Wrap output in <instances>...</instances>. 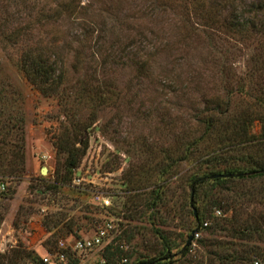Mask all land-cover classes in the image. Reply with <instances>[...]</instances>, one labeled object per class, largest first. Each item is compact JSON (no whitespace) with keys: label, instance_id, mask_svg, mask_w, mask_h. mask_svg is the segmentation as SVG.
<instances>
[{"label":"rangeland","instance_id":"374dc122","mask_svg":"<svg viewBox=\"0 0 264 264\" xmlns=\"http://www.w3.org/2000/svg\"><path fill=\"white\" fill-rule=\"evenodd\" d=\"M190 2L0 0V176L9 183L0 203V263L39 264L59 239L92 236L105 219L115 227L103 249L70 252L60 264H97L101 256L132 264L167 249L179 253L198 214L194 248L223 217L261 221L263 177L237 176L198 193L190 182L208 168L209 141L198 140L203 122L222 105L237 114L264 99V33L256 30L264 28V0ZM239 15L256 28H230ZM25 55L53 63L59 85L49 94L21 70ZM261 128L253 121L254 142ZM80 138L86 151L69 172L67 156ZM227 186L256 193L237 199L234 210H209ZM96 192L109 206L93 200ZM235 240L253 259L264 257L263 235ZM190 254L180 261L196 264Z\"/></svg>","mask_w":264,"mask_h":264},{"label":"trees","instance_id":"16d2710c","mask_svg":"<svg viewBox=\"0 0 264 264\" xmlns=\"http://www.w3.org/2000/svg\"><path fill=\"white\" fill-rule=\"evenodd\" d=\"M188 4H191V0H186ZM235 0H233L234 2ZM200 1H198L199 3ZM197 3V4H198ZM67 6L69 4H66ZM199 9L203 7L202 4L196 5ZM196 8V7H195ZM256 10V9H255ZM258 11V9H257ZM199 16L202 14L199 13ZM202 15L203 19L208 23H212L213 18L210 16ZM235 21V19H234ZM230 28H235L237 32H246L251 28H256V21L249 19L245 20L242 15L236 17V21L229 23ZM257 32L261 34L264 33V28H256ZM21 70L24 71L27 78L37 86L44 94H49L51 90H54L59 84L57 83V77L55 76V68L53 63L49 59L40 57H29L23 56L20 63ZM232 94V93H231ZM230 99V98H228ZM258 100V101H257ZM255 103L250 104L239 113H235L231 107L221 106L217 115H210L204 123V132L198 140L206 139L209 141L207 144V153L205 156L207 158L202 160V163H206L207 170L201 175H195L192 177L190 182L191 188L198 193L203 186L210 184L212 186L219 183L228 184L229 182L236 178V175L229 177H214L211 175L225 174V173H244L246 171H256V173L249 174L248 176L241 175L238 178H264V114L263 110L264 99L259 97ZM260 120L262 124V139L254 142L253 137L250 134V127L255 120ZM77 142L80 143L79 147L74 146ZM197 143V142H195ZM73 150L68 153L67 156V170L69 172L75 169L81 158L83 157L87 141L83 138L77 139L73 142ZM210 148V149H209ZM2 153V152H1ZM0 153V163L3 162V157ZM234 153V154H233ZM15 155H17L15 153ZM53 184L55 187L58 181ZM226 193H217L211 197L209 210L216 207H224V211H229L231 208L234 210L236 207L237 199L243 197L246 200H252L255 196L256 190H250L248 193L234 191L227 186L225 187ZM258 192L264 193V186ZM239 193V194H238ZM198 224L192 230L199 231V227H202L203 218L198 214L196 217ZM261 221H248L236 217L235 214L231 217H223V219L216 220L211 225L207 226V236L201 237L198 242L197 248L191 249V243L186 244L179 253H172L171 249H167V252L163 255H157L149 259H142L132 264H184L185 261H180L182 257L186 255H191L196 257V264H252L254 260L252 257L247 255L242 249L238 247L243 246V244H237L236 240H247L252 238V236L263 235L264 236V213L261 216ZM191 230V231H192ZM226 234L231 239L221 240L216 236L218 234ZM248 249H252L249 247ZM192 250V251H190ZM24 251H17V256L24 255ZM179 254V255H178ZM25 256V255H24ZM29 256V255H28ZM180 256V257H178ZM39 264H41L42 259L38 258ZM12 260V259H11ZM10 260V261H11ZM109 262V261H108ZM191 262V261H190ZM4 264V263H0ZM8 264H19L17 259H14ZM128 264V263H123Z\"/></svg>","mask_w":264,"mask_h":264},{"label":"built area","instance_id":"2783aa9c","mask_svg":"<svg viewBox=\"0 0 264 264\" xmlns=\"http://www.w3.org/2000/svg\"><path fill=\"white\" fill-rule=\"evenodd\" d=\"M9 191V183L3 177L0 176V203L6 198ZM93 200L102 207L109 206L110 200L102 192H96L93 196ZM207 225V222H204ZM114 223L111 219H105L103 224L99 225L96 232L89 237H83L66 241L65 239H59L56 242L55 249L48 251L41 257V264H60L65 263L68 259L70 252H83L92 250H101L110 240L111 233L114 232ZM199 237V231H195L191 240V249L195 247L196 243L194 238ZM119 248L126 251L128 248L127 243L122 242L119 244ZM127 262L125 256L122 257V263ZM97 264H109V262L101 256ZM252 264H264V257L254 258Z\"/></svg>","mask_w":264,"mask_h":264},{"label":"water","instance_id":"95a60500","mask_svg":"<svg viewBox=\"0 0 264 264\" xmlns=\"http://www.w3.org/2000/svg\"><path fill=\"white\" fill-rule=\"evenodd\" d=\"M264 172V169L262 170ZM47 172V169L46 167H42L41 168V173L42 174H45ZM246 173H236V174H232V173H225V174H216V175H212L211 177L214 178V177H219V176H222V177H229V176H233V175H236V176H241V175H245ZM195 231L191 232V234L189 235V238L187 240V245L190 244L192 238H193V234H194Z\"/></svg>","mask_w":264,"mask_h":264},{"label":"crops","instance_id":"0c3cea01","mask_svg":"<svg viewBox=\"0 0 264 264\" xmlns=\"http://www.w3.org/2000/svg\"><path fill=\"white\" fill-rule=\"evenodd\" d=\"M33 248H36V244L33 246Z\"/></svg>","mask_w":264,"mask_h":264}]
</instances>
